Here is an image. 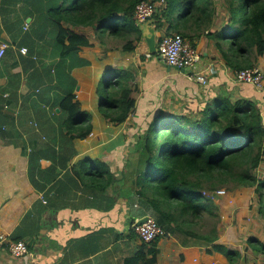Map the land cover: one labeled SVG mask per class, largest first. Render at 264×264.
<instances>
[{
    "label": "crops",
    "instance_id": "0c3cea01",
    "mask_svg": "<svg viewBox=\"0 0 264 264\" xmlns=\"http://www.w3.org/2000/svg\"><path fill=\"white\" fill-rule=\"evenodd\" d=\"M38 1L0 0V42L9 43L8 54L0 60V88L12 80L11 74H19L16 98L6 100L3 94L5 100L0 110L9 117L6 123L15 125L22 136L13 140L0 138V238L22 239L28 246V252L21 256H14L0 246V264H123L126 257L137 253L141 241L136 234L131 237V223L154 213L146 204L142 207L144 202L134 189L141 153L135 134L139 136L145 130L140 123L143 120L140 111L147 109L152 117L156 110L168 106L171 111L185 113L224 97L233 103L244 100L256 105L264 125V90L237 81L235 64L229 63L219 50H227L228 42L220 45L216 37L207 35V30L202 28L190 30L186 38L200 54L194 70L207 77L206 84L190 80L185 70L167 66L156 54H150L151 60L145 63L146 58H140L144 55L139 52L140 43L135 51L120 53V59H116L113 56L117 51L105 49L106 53H100L102 47L94 42L92 47L79 50V56L90 63L71 71L80 85L74 90L76 99L81 109L90 113L92 130L88 136L75 137L71 142L56 133L52 140L55 143H45L51 148L37 161L32 158V152L37 143H43L39 139L48 141L47 137L54 136L53 131L57 130L51 127L54 118L48 110H40V105L30 108L24 104L32 88L18 49L25 42V32L31 30L28 24L42 15L35 11ZM40 3L42 12L43 2ZM24 24L28 25L27 29L23 28ZM46 37L30 41V45L36 46V57H32L54 64L57 57L50 54L52 47ZM96 50L98 53H93ZM231 52L232 49L226 53ZM14 53L18 62L12 65ZM250 55L249 65L264 73V54ZM139 62L144 65L148 81L163 83L169 89V96L161 101L154 93L135 96L134 92V112L123 122L113 124L99 111L100 76L108 70L125 68L134 74L133 82L137 85ZM46 97L45 104L53 105L57 92L52 89ZM182 101H185L183 106L177 109ZM32 120L37 122V127L31 124ZM71 150L74 153L69 157ZM183 242L177 236L160 237L155 264H201L196 256L198 251L187 252L185 248L192 246L186 247Z\"/></svg>",
    "mask_w": 264,
    "mask_h": 264
},
{
    "label": "trees",
    "instance_id": "16d2710c",
    "mask_svg": "<svg viewBox=\"0 0 264 264\" xmlns=\"http://www.w3.org/2000/svg\"><path fill=\"white\" fill-rule=\"evenodd\" d=\"M141 1L39 0L36 3L35 11L42 15L28 24L31 30L26 32L23 43L28 53H19L32 88L24 104L30 108L40 105V110H48L54 118L51 127L57 130L53 131L54 136L47 137L48 141L39 139L43 143H37L32 158L39 161L46 155L45 150L55 143L52 140L56 133L68 142L89 135L91 116L81 109L76 99L77 81L71 75L74 67L90 63L79 56V50L92 47L96 40L104 47L106 39L113 38L123 42L121 50L135 51L143 39L140 23L134 17L136 5ZM148 1L156 6L151 17L156 30L163 28L164 21L168 22L165 33H179L183 37L189 36L190 30H207V35L216 37L220 45L228 42L227 50H219L237 70L253 67L249 65L251 53L264 54V0H220L221 7L216 0ZM40 2H43L42 12ZM217 21L219 26L211 30L213 22ZM45 36L52 47L50 54L57 57L54 64H45L32 57L36 46L30 45V41H39ZM8 47L1 59L8 54ZM232 48L235 54L228 55L226 52ZM12 57L14 60L10 64L14 65L18 62L15 53ZM140 58L145 56L140 55ZM241 58L243 60L239 61ZM105 75L107 95L104 101L99 99V111L111 123L118 124L134 112L136 98L133 94L138 86L133 82L134 74L125 68L108 70ZM11 78L0 88V105L5 100L4 92H8L6 100L16 98L19 74H11ZM52 89L57 92L56 101L47 105L46 95ZM7 121L9 117L0 110V138L22 137L15 125ZM143 137L137 146L141 154L135 194L157 214L155 219L165 230L176 229L185 237L213 243V251L223 253L228 264H238L239 250L215 242L219 238L218 220L205 232L191 225L205 213L217 217L214 194L206 195L205 192L214 193L222 188L221 185H226L227 190L255 186L257 212L264 221V177L256 174L257 168L264 163V125L257 106L244 100L233 103L228 98L217 97L185 113L159 111L149 122ZM45 143L50 145L46 147ZM73 153L71 150L69 157ZM134 236L131 228V237ZM159 239L149 243L141 241L137 253L126 257L123 264H155ZM247 245L252 252L262 255L260 264H264V242L251 236Z\"/></svg>",
    "mask_w": 264,
    "mask_h": 264
},
{
    "label": "rangeland",
    "instance_id": "374dc122",
    "mask_svg": "<svg viewBox=\"0 0 264 264\" xmlns=\"http://www.w3.org/2000/svg\"><path fill=\"white\" fill-rule=\"evenodd\" d=\"M216 1H217L216 4L219 7H221L220 0H216ZM220 10L223 9L220 8ZM215 19H217V17ZM218 22L219 21H217V23ZM217 23L213 22L212 28L218 27ZM167 24L168 22L164 21L163 28L158 32V36H157L158 38L167 29L166 27ZM25 34L27 33L25 32ZM95 42L98 43L97 40ZM139 43H140L139 52L140 54H144L146 58L145 60L146 63L147 59L151 60V55H149V51L147 49V44L145 40L142 39ZM122 44L123 42L117 39H113V38L106 39L105 46L103 47L100 45L102 47V51H100V53L102 52L106 53L107 49L110 50V52L117 51V55H114L113 58L120 59V53L130 52V51L121 50ZM95 48L98 49V47ZM103 49L106 50L104 51ZM93 53H98V50L93 51ZM232 53L235 54V50L233 48H232ZM139 65H141L140 67L141 69H139V71L136 73L137 74L136 82L138 88L135 90L134 95L140 96L141 94L144 93H146V95L148 93H154L155 96L161 99V101L164 99V97L169 96L168 95L169 89H167L163 83H156L152 80L148 81L146 76H144L145 74L144 65H142V63L140 62ZM106 81H107L106 75L102 74L100 76V82H99L100 102L106 99V95H107V91L105 89ZM183 102L185 101H182V103L179 104L176 108L180 109V106H183ZM162 104H164V102H162ZM163 107H165V109L160 108L156 110L155 114L159 113V111L164 113H177L171 111L173 109L169 108L168 106H163ZM140 113L143 116V120L140 123H142L141 126H143L145 130L141 132L139 136L135 134L138 141H141V137H143V134L147 131L149 122L153 118V116L152 117L149 116L147 109L141 110ZM256 174L260 178L264 177V163H262L257 168ZM220 187H222L221 189H224L226 193L224 195L214 196V199L216 200V204L218 207L217 217L212 218L208 213H205L201 215L200 218L194 219L196 223H193L191 225L192 228L198 229L202 232L209 231L216 223L215 220H218V223L216 225L218 227L219 238L215 242L221 243L231 249H235L237 251L239 250L240 256L238 258V262H237L238 264H260L262 262V255L252 252L247 245V239L251 236L256 237L260 241L264 242V221L257 212L258 203L256 200V192L254 190L255 186H249V187L243 186L232 190H227L228 188L226 187V185H221ZM206 194H209V192H206ZM144 206L145 204L143 203L142 207ZM149 211L153 213L152 210ZM153 214L152 217L155 218L157 214L155 213ZM166 231L168 233L165 236L168 237L177 236V238H180L181 240L183 239L184 241H188V243H186V247L187 246H192V247L191 248L187 247L185 248V250L187 252L190 251V249H192L193 252L198 251V255L196 256L200 257L201 264H228L227 258L223 253L215 250L213 251L212 249L213 243L205 244L200 240H195L194 238L185 237L180 231L176 229H168ZM208 250H210L211 253H208L207 252ZM159 251L160 249L158 248L157 255Z\"/></svg>",
    "mask_w": 264,
    "mask_h": 264
},
{
    "label": "built area",
    "instance_id": "2783aa9c",
    "mask_svg": "<svg viewBox=\"0 0 264 264\" xmlns=\"http://www.w3.org/2000/svg\"><path fill=\"white\" fill-rule=\"evenodd\" d=\"M155 11V3L143 0L136 5L134 17L137 23L142 24L150 20ZM27 26V24H24L23 28L27 29ZM8 46L9 43L7 41L0 42V59L4 55ZM18 50L22 54L28 53V48L25 45L20 46ZM156 53L157 58L167 66L174 67L178 70H185L186 75L190 80L197 81L201 84L207 83V77L197 70H194L200 59V54L188 38L183 37L179 33L164 32L158 38ZM33 57L35 58L36 55ZM234 77L239 82H246L260 90H264V73L256 66L236 70ZM3 94L5 97L8 96V92H4ZM31 124H33L34 127L38 126L35 120H32ZM225 193L226 191L224 189L216 190L214 193L209 192V194H206L205 192L206 195L214 194V196L224 195ZM144 218L145 219L142 222H140L139 220L141 219H139L134 220L131 223V228L141 241L149 243L168 233L154 217L147 215ZM0 246L6 247L14 256H21L28 252V246L22 239L11 241L1 237Z\"/></svg>",
    "mask_w": 264,
    "mask_h": 264
},
{
    "label": "water",
    "instance_id": "95a60500",
    "mask_svg": "<svg viewBox=\"0 0 264 264\" xmlns=\"http://www.w3.org/2000/svg\"><path fill=\"white\" fill-rule=\"evenodd\" d=\"M30 19V18H28ZM145 26V30L143 31V39L145 40L146 44H147V49L149 51V53L154 54L157 52V45H156V29L153 25V21L152 19L146 21L145 23L141 24L140 28L142 29V27ZM99 82L98 81V91H99ZM79 84L76 85V90L79 89ZM105 92V91H104ZM99 93V92H98ZM56 110L59 111V107H56ZM145 218H142L141 220H139L140 222H142Z\"/></svg>",
    "mask_w": 264,
    "mask_h": 264
},
{
    "label": "clouds",
    "instance_id": "9594fccd",
    "mask_svg": "<svg viewBox=\"0 0 264 264\" xmlns=\"http://www.w3.org/2000/svg\"><path fill=\"white\" fill-rule=\"evenodd\" d=\"M143 24V23H142ZM141 25V24H140ZM158 38L156 39V45H157ZM157 55V54H156Z\"/></svg>",
    "mask_w": 264,
    "mask_h": 264
}]
</instances>
